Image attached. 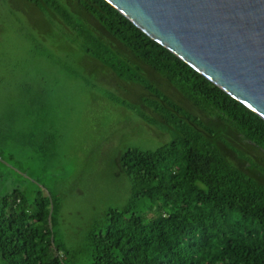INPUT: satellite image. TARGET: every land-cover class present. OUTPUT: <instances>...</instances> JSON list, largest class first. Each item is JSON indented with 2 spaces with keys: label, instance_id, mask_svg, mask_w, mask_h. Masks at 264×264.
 <instances>
[{
  "label": "trees",
  "instance_id": "trees-1",
  "mask_svg": "<svg viewBox=\"0 0 264 264\" xmlns=\"http://www.w3.org/2000/svg\"><path fill=\"white\" fill-rule=\"evenodd\" d=\"M1 1V13L17 15ZM25 1L47 19L45 41L77 48L136 95L133 102L114 91L103 98L169 139L156 148L128 146L117 156L116 173L130 182L128 202L110 207L100 225L66 246L54 231L62 192L4 154L20 142L44 170L54 157L32 127L45 126L35 108L51 91L20 83L22 138L0 120V264H264V119L107 0ZM10 70L0 62V75Z\"/></svg>",
  "mask_w": 264,
  "mask_h": 264
},
{
  "label": "rangeland",
  "instance_id": "rangeland-1",
  "mask_svg": "<svg viewBox=\"0 0 264 264\" xmlns=\"http://www.w3.org/2000/svg\"><path fill=\"white\" fill-rule=\"evenodd\" d=\"M8 5L17 9V15L1 13L0 0V62L14 70L9 71L11 75H0V81L4 79L0 120L11 123L18 141L23 127L15 106L22 97L17 86L30 81L36 90L39 86L49 89L50 95L35 108L47 120L45 126L38 123L34 129L32 123V127L53 146L54 157L44 170L29 157V147L19 148L20 142L6 146L4 154L22 171L44 176L45 182L62 192L55 237L73 246L87 230L104 221L110 207L121 208L131 196L128 178L116 173L117 156L132 145L156 148L169 135H162L161 128L148 125L136 112L119 109L103 98L114 91L118 98L133 102L136 95L118 87L128 89L125 83L106 78L95 63L83 60L77 48L68 50L45 41L50 33L48 21L35 7L25 0H8ZM9 113L15 120L8 121ZM250 154L258 153L251 150Z\"/></svg>",
  "mask_w": 264,
  "mask_h": 264
},
{
  "label": "water",
  "instance_id": "water-1",
  "mask_svg": "<svg viewBox=\"0 0 264 264\" xmlns=\"http://www.w3.org/2000/svg\"><path fill=\"white\" fill-rule=\"evenodd\" d=\"M264 119V0H107Z\"/></svg>",
  "mask_w": 264,
  "mask_h": 264
}]
</instances>
